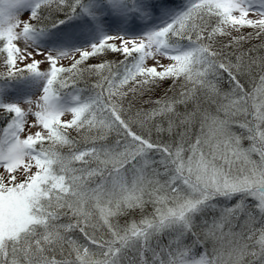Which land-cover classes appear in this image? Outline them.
<instances>
[{"label": "snow or ice", "instance_id": "snow-or-ice-1", "mask_svg": "<svg viewBox=\"0 0 264 264\" xmlns=\"http://www.w3.org/2000/svg\"><path fill=\"white\" fill-rule=\"evenodd\" d=\"M253 36L264 0H0V264H264Z\"/></svg>", "mask_w": 264, "mask_h": 264}, {"label": "trees", "instance_id": "trees-1", "mask_svg": "<svg viewBox=\"0 0 264 264\" xmlns=\"http://www.w3.org/2000/svg\"><path fill=\"white\" fill-rule=\"evenodd\" d=\"M27 13L24 14L23 19L25 20L27 19ZM56 17H53L52 19H55ZM251 31V29L245 28L243 29V34H247ZM233 35H239V33H233ZM220 41L227 43L228 41V37L227 36H223L219 38ZM243 50H248L249 48H255L257 51L254 54H260V55H264V38L262 39H257L256 37L253 36V38L250 41H245L242 45ZM103 59L105 60H118V59H123L122 56H118L117 54H112L109 53L108 55L104 56ZM99 62L97 58H91L88 63H97ZM6 71V68L3 66V61L0 60V73H3ZM96 81V77H92L89 78L87 80V86H91L92 84H94ZM171 82H166L164 83L162 86H159L155 89H153L149 94L143 96V98H137L136 102H135V107L136 108H142V109H150L152 107H154L155 105L152 103V101H155L157 99H160L162 97L165 96V93H167L168 95H171V91L169 90V84ZM80 90H84L86 88L85 82L81 81L80 85H79ZM126 90V89H125ZM4 126V123L2 120H0V128H2ZM75 132H73V136H75ZM79 138V137H77ZM109 143L113 144L114 143V139H109ZM247 141H244L245 146H247ZM125 219L128 218H121V223L123 224L125 222Z\"/></svg>", "mask_w": 264, "mask_h": 264}, {"label": "rangeland", "instance_id": "rangeland-1", "mask_svg": "<svg viewBox=\"0 0 264 264\" xmlns=\"http://www.w3.org/2000/svg\"><path fill=\"white\" fill-rule=\"evenodd\" d=\"M185 2H186V0H185ZM25 13H26V12H25ZM25 13L21 14L20 19H23V16H24ZM248 29H250V28H248ZM252 31H253V30L251 29L250 32H252ZM19 46H20L21 48H23V47H24L23 42H21ZM29 51H33V55H34V58H35V59H37V60H43V59H44V57H43L42 55H35V52H34L33 49H29ZM28 62H30V61H29V60H25L23 63L26 64V63H28ZM162 62H163V63H167L168 61L165 59V60H163ZM60 63H62L63 65L67 66V65L70 63V60H69V59H65V60L60 61ZM146 63L150 65V64L152 63L151 59L147 60ZM20 66H23V65H20ZM41 67H42V68H46L47 65L44 64V65H42ZM23 106H24V107H27V105H23ZM70 118H71L70 114H66L64 117H62V119H70ZM30 119H31V118H30ZM36 130H38V129L33 128L32 131L34 132V131H36ZM0 172H3V169H2V168H0Z\"/></svg>", "mask_w": 264, "mask_h": 264}]
</instances>
